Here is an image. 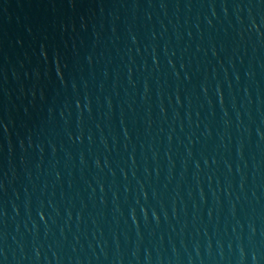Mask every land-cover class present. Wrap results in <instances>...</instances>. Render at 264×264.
Segmentation results:
<instances>
[{
	"label": "water",
	"instance_id": "obj_1",
	"mask_svg": "<svg viewBox=\"0 0 264 264\" xmlns=\"http://www.w3.org/2000/svg\"><path fill=\"white\" fill-rule=\"evenodd\" d=\"M131 264H264V116L189 191Z\"/></svg>",
	"mask_w": 264,
	"mask_h": 264
}]
</instances>
